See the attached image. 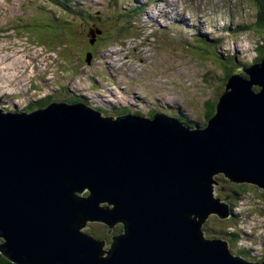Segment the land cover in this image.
<instances>
[{"label":"water","instance_id":"obj_1","mask_svg":"<svg viewBox=\"0 0 264 264\" xmlns=\"http://www.w3.org/2000/svg\"><path fill=\"white\" fill-rule=\"evenodd\" d=\"M242 72L192 130L80 104L0 109V254L13 264H255L202 230L210 214L230 217L215 177L264 189V57ZM89 222L124 228L105 249Z\"/></svg>","mask_w":264,"mask_h":264},{"label":"rangeland","instance_id":"obj_2","mask_svg":"<svg viewBox=\"0 0 264 264\" xmlns=\"http://www.w3.org/2000/svg\"><path fill=\"white\" fill-rule=\"evenodd\" d=\"M137 1L143 4L148 0ZM215 1L221 0H209L210 7L219 5ZM244 1L246 4L241 6V12L249 24V29L244 33L228 36L227 41L223 40L221 45L219 44L221 52L227 53L224 57L226 65L231 64L230 67L236 69L234 74L242 73L238 70V65L250 67L261 62L263 58L260 49L264 48V28L256 26V3L253 15L247 7L253 6L252 0ZM260 1L264 0H257L262 3ZM59 2L58 5V0H0V96L5 94L8 96L7 93H10L11 97H15L11 99L15 100V105L26 104L27 107V103L32 99H45L50 94L57 99L64 86L70 84L74 88L80 87L81 91H88L90 88L86 84L89 83V77L93 76L95 80L97 77L101 84L104 77L103 79H108L109 84L104 85L94 95L114 97L117 99L116 102L126 103L129 97L141 92V98L149 97L145 102L148 105L153 106L154 99L157 98L159 104L157 113L165 115L168 113L176 118L184 116V119L191 123L204 125L207 120L206 108L213 103L218 104L220 96L226 91L227 75L232 69L225 71L226 68L222 67L224 65L199 50L206 48L199 34L182 30L175 22L158 17L157 13L150 18L145 11L143 17L139 16L140 14L136 17L137 13L131 10L135 5L130 4L129 0ZM65 4L73 9L67 7V13H64ZM157 4L158 0L147 9V12L153 14ZM60 5L61 9L58 7ZM135 10L143 13L140 7H136ZM73 11L78 15H72ZM94 13L101 14L99 16L101 22L106 21L108 25L115 23L114 27L127 25L123 23L125 19L127 23L134 25L122 31L125 33L124 36H115L107 31L104 35L98 34L97 44L91 45L90 32L94 29ZM114 14L117 17H107H114ZM129 17H132L131 21ZM192 23L189 20L186 25ZM208 27H205L207 32L204 29L201 35L206 34L213 39L209 43V48L214 52L216 49L213 42L219 38L220 31L216 34L212 31L209 33ZM89 53L94 54L95 58L91 65L87 61L90 59ZM13 58H18L14 66ZM81 58L87 62L82 63ZM234 60L237 61V65L234 64ZM75 67L79 69V74L76 73ZM68 68L73 69L74 73ZM61 71L67 76L63 77ZM1 73L4 75L7 73V81L10 78L17 80L7 84ZM82 73L84 74L81 75ZM74 78L76 81L71 82ZM111 78H114L118 85L110 84L113 81ZM24 85L31 86L26 95L23 94L26 92ZM95 87L91 91H94ZM64 96H67L66 92ZM11 100H7L9 106L13 105ZM140 104L142 114L145 110L144 103ZM189 128L192 129L190 126ZM243 185L245 192H242L237 201L227 199L230 196L229 187L234 186L228 183L214 184L215 197L222 203L230 205L233 214L230 213V220L210 214L203 221L202 230L205 239L223 241L230 239L222 236L224 230L231 231L230 235H239L236 237L237 240L228 244L229 249L237 252V248L241 247L249 251V256L253 257V260H249L254 262L260 258L264 259V189L254 185ZM222 186H226L227 189L223 190ZM236 216V219H231ZM238 221L240 223H237ZM104 225L100 222H89L84 230L102 236L105 249H109L111 238L122 234L118 231L121 225L117 224L113 229H104ZM2 243L3 241H0V245ZM236 252L233 254H237Z\"/></svg>","mask_w":264,"mask_h":264},{"label":"trees","instance_id":"obj_3","mask_svg":"<svg viewBox=\"0 0 264 264\" xmlns=\"http://www.w3.org/2000/svg\"><path fill=\"white\" fill-rule=\"evenodd\" d=\"M260 2H262V3H259L261 6H262V12H261V15H260V17H259V20L260 21H258L257 23H256V26L258 27V28H264V1H260ZM60 4V2H58V5ZM61 6V5H60ZM65 7H68V4H65L64 5V12H65ZM70 8H72V7H70ZM73 9V8H72ZM72 15H78V13H76V11H73L72 12ZM53 17V16H52ZM53 19H54V17H53ZM49 21V20H48ZM128 21L125 19V21L123 22V23H125V24H127V25H125V26H122V25H115V27H114V25L113 26H109L108 24H103V26L104 27H106V28H104L103 26H102V24L100 23V21H99V18H96L95 19V23H94V25L95 26H97L98 28V30L101 32L102 30H104V31H107V32H110V33H112L113 35H115V36H124L125 35V33H123L122 31H125L127 28H130L129 26H132V25H134V23L133 24H131L130 22L129 23H127ZM53 23V22H52ZM126 33H127V31H126ZM105 33H103L102 35H104ZM102 41V40H101ZM97 42H98V39H96V41H95V43L97 44ZM221 41L220 40H215L213 43H214V48L216 49V51L214 50V52H212L211 50H210V48H209V50H207V51H205V50H203L202 48H199V50H201L202 52H203V54L204 55H207V56H210L211 58H218L219 60H220V64H222V65H224V66H222L223 68H226V69H224L225 71H229V70H231L232 68L230 67V65L231 64H229L228 66L226 65L227 63H226V60H225V58L222 56V54L221 53H218L219 51H218V45H219V43H220ZM209 43L210 42H208V41H206V42H204V45H205V47H209L210 45H209ZM98 46V45H97ZM260 52H261V55L264 53V48H261L260 49ZM83 61H82V63L85 61V59L84 58H81ZM262 59V58H261ZM234 64L235 65H237V61H235L234 60ZM239 67L241 66V65H238ZM243 67V66H242ZM236 69H232L231 70V72L227 75V80L226 81H228L229 80V78L234 74L233 72L235 71ZM104 78V77H103ZM102 78V79H103ZM113 81H115V79L114 78H111ZM94 81V80H93ZM63 91L64 92H66V94H67V98H65V96L62 98V99H60L61 100V102L59 101H57V100H59V99H56V98H54L53 97V95L52 94H50L47 98H45V99H42V100H40V101H38V102H30L28 105H27V107H24V108H22L21 110L22 111H28V112H33V111H36V110H44V109H46L48 106H50V105H52V104H55L56 102L57 103H66V104H70V105H74V104H84V105H86L88 108H92V109H94V110H96V111H98V112H102L103 114H104V116L105 117H107L108 118V116L109 117H114V115L115 114H117V113H119V114H121V115H123V114H128V113H134V115H137V116H139V117H141L142 115H144V117H146V118H153L154 117V115L155 114H152V113H157V111H153V110H150V113L149 114H147V112H144V111H142V114L140 115V108L141 107H139V105L135 108V109H133V108H125V107H118V106H112V107H110V108H104V107H100V106H98V105H96L95 104V102L94 101H92L91 99H87L86 97H84V96H82L81 94H79L78 95V93L79 92H77V90L75 89V88H72L71 87V85H69V86H64V88H63ZM148 97V96H147ZM154 104H157V106H159V104H158V101L156 100L155 101V99H154ZM162 106V105H161ZM206 115H207V120H206V122L205 123H207L214 115H215V111H216V105H214V103L209 107V108H206ZM161 112H162V110H161ZM168 114V113H167ZM169 115V114H168ZM177 119H179V120H181V122L182 123H184L186 126H190L191 128H194L195 126H197V124L196 123H191V122H189L187 119H184V116H181V117H177ZM216 181H219V183H221V182H226L227 181V183H228V180H227V178H225L224 176H218L217 178H216ZM230 185H232V186H234V187H229V192H230V194H233V198L234 199H236V200H238V199H240V195L242 196V192L244 191L243 189H244V185H237V184H235V183H231L230 182ZM248 185V184H247ZM249 186H253V185H250L249 184ZM243 187V188H242ZM245 192V191H244ZM88 194V193H87ZM235 218H237V217H233L232 219H235ZM239 222V221H238ZM237 222V223H238ZM122 230H123V227L121 228ZM231 232V231H230ZM230 232L228 231V230H224V232L222 233V236L223 237H226V238H230V239H226V240H224V242H227V241H231L232 240V242H230V243H233L236 239V237H239V235H237V236H235V235H230ZM233 233V232H232ZM110 238V237H109ZM112 239V238H111ZM240 249V248H239ZM242 250V252L241 253H239V252H236L237 254H235V255H237V257H242L243 259H245L246 261H249V262H251V263H254V262H252V261H250L249 259H246V258H244L242 255L244 254L245 256L246 255H248V257H249V251H247V250H243V249H241ZM247 257V256H246ZM263 259V258H262ZM264 260V259H263ZM256 262V261H255ZM0 264H13V263H11V262H9L8 260H5V259H3V257H1L0 256Z\"/></svg>","mask_w":264,"mask_h":264},{"label":"bare ground","instance_id":"obj_4","mask_svg":"<svg viewBox=\"0 0 264 264\" xmlns=\"http://www.w3.org/2000/svg\"><path fill=\"white\" fill-rule=\"evenodd\" d=\"M60 0H58V2H59ZM160 1H162V0H160ZM77 11V10H76ZM77 12H80V11H77ZM230 13L232 14V15H235L234 14V12L230 9ZM108 18H115V17H109V16H107ZM119 17V16H118ZM231 17V16H230ZM116 20V19H115ZM115 23H111V24H109V26H113ZM239 31L241 32V33H243V31H241V29L239 28ZM91 37V36H90ZM93 41V38L91 37V42ZM90 54V59L89 60H87V61H89L90 63H93V61H94V55L92 54V53H89ZM18 59V58H17ZM17 59H15V58H13V62H12V65L14 66V64H17ZM86 61V60H85ZM84 61V62H85ZM86 61V62H87ZM74 67V66H73ZM28 68V67H27ZM76 68V73L77 74H79V69L77 68V67H75ZM242 68L243 67H241V71H242ZM26 69V68H25ZM242 74L244 75V73L242 72ZM57 86V88H59V86L58 85H56ZM60 89V88H59ZM60 94H58V98L57 99H59V100H57L58 102L60 101L61 102V100H60V97L61 96H64V91L63 92H59ZM8 94V96H7V98H4V103H6V104H1L0 103V109H1V111H3V112H5V113H17V114H19V113H23V111L21 110L22 108H24V107H26V104H19V105H12V106H9L10 104L8 103V101L7 100H11L12 98H14L15 99V97L14 96H10L11 94L10 93H7ZM6 95V94H5ZM4 95V97H6ZM14 95V94H13ZM65 98H67L66 96H65ZM7 99V100H6ZM11 102H12V100H11ZM38 102V101H37ZM57 103V102H56ZM25 112H27V111H24V114H31L30 112H28V113H25ZM127 115H130L129 113L128 114H124V115H121V114H118L117 116H114L113 118H118V117H123V116H127ZM141 115V114H140ZM104 118H106V117H104ZM141 118H145L146 119V117H144V115H142L141 116ZM186 126V125H185ZM187 127V129H190L188 126H186ZM190 130H192V129H190ZM229 219V218H228ZM230 220V219H229ZM97 223V222H96ZM233 235H235V234H233ZM236 248V247H235ZM237 252H239V253H241L242 252V250L241 249H239V248H237ZM231 253H235V251H232L231 250ZM244 258H246V259H251V260H253L252 258L253 257H248V255H242ZM236 257H237V255H236ZM238 259H240V260H243V261H246L245 259H243L241 256L240 257H237ZM249 262V261H248ZM253 262V261H252ZM255 262V261H254ZM257 263H255V264H262V263H264V260L263 259H259V261H258V259H257V261H256Z\"/></svg>","mask_w":264,"mask_h":264},{"label":"flooded vegetation","instance_id":"obj_5","mask_svg":"<svg viewBox=\"0 0 264 264\" xmlns=\"http://www.w3.org/2000/svg\"><path fill=\"white\" fill-rule=\"evenodd\" d=\"M221 183H223V184H226V183H227V181H226V182H224V181H223V182H221ZM231 183H232V182H231ZM228 184H230V181H229V180H228ZM222 189H223V190H226V189H227V187H226V186H222ZM230 198L234 199V198H233V194H230V196H228V198H227V199L229 200ZM120 225H121V227L118 229V231H121L122 224L120 223ZM103 227H104V228H106V229H109V227H108V226H105V225H104ZM111 229H113V228H111ZM118 231H117V233H118ZM121 232H122V231H121Z\"/></svg>","mask_w":264,"mask_h":264},{"label":"clouds","instance_id":"obj_6","mask_svg":"<svg viewBox=\"0 0 264 264\" xmlns=\"http://www.w3.org/2000/svg\"><path fill=\"white\" fill-rule=\"evenodd\" d=\"M215 178H217V177H215ZM237 185H243V184H237ZM249 185V184H248ZM251 185V184H250ZM255 186V185H254ZM87 194V193H86ZM217 198V197H216ZM219 199V198H218ZM98 223V222H97ZM103 224V223H102ZM120 224V223H119ZM122 224V223H121ZM106 226V225H105ZM122 227L124 228V226H123V224H122ZM110 228V227H109ZM112 228H114V227H112ZM105 229V228H104ZM85 231V230H84ZM121 231H122V229H121ZM88 233H91V234H93V235H96L98 238H101L102 236H98L96 233H93V232H91V231H87ZM203 234H204V231H203ZM116 237V236H115ZM114 238V237H113ZM113 238H112V240H113ZM0 241H2V240H0ZM111 244H112V242H111ZM110 244V245H111ZM1 255V254H0ZM3 258H5L3 255H1ZM7 259V258H6ZM8 260V259H7ZM9 261V260H8ZM246 262H248V261H246ZM249 263H251V262H249ZM254 263H257V262H254Z\"/></svg>","mask_w":264,"mask_h":264}]
</instances>
